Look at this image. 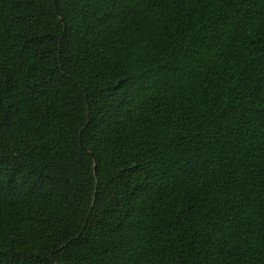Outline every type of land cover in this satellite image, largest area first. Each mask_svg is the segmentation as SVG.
<instances>
[{"label": "trees", "instance_id": "1", "mask_svg": "<svg viewBox=\"0 0 264 264\" xmlns=\"http://www.w3.org/2000/svg\"><path fill=\"white\" fill-rule=\"evenodd\" d=\"M0 264H264V0H0Z\"/></svg>", "mask_w": 264, "mask_h": 264}]
</instances>
